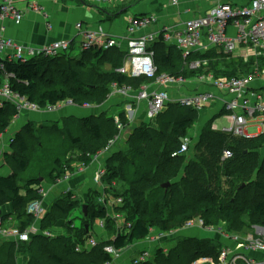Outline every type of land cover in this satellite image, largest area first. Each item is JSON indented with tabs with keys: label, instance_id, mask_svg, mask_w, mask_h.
<instances>
[{
	"label": "trees",
	"instance_id": "obj_1",
	"mask_svg": "<svg viewBox=\"0 0 264 264\" xmlns=\"http://www.w3.org/2000/svg\"><path fill=\"white\" fill-rule=\"evenodd\" d=\"M155 50L159 75L193 78L198 73L186 70L181 54L174 48L157 44ZM124 57V52L118 50L91 49L79 57L68 53L53 58L41 55L25 62L0 58V88L8 80L14 94L41 109L57 107L68 100L79 107L86 104L98 106L106 102L114 84L139 90L152 82L147 78H132L118 73ZM201 58L208 59L209 69L220 75L221 56L213 53ZM235 64L227 66L225 75L238 77L242 75L240 73H249L253 59ZM259 64L264 67V60H260ZM19 115L20 111L13 103L0 104V138ZM198 117L192 110L169 107L161 118H157L159 129L148 124L136 128L127 140L128 149L116 158L107 159L102 179L104 188L91 190L88 195L91 203L81 207L83 213L84 207L87 208L85 218L89 223L85 225L83 237L78 232L75 238L71 237L73 229L78 228L72 229L73 224L69 221L66 229L68 236L50 239L36 235L29 242L18 245L0 239V264H20V261L22 264H80L85 256L92 259L89 264H107L113 261V257L105 252V247L125 250L144 241L153 229L165 233L179 231L187 222L197 218L203 219L207 228L225 225L232 234L252 233V230H242L246 226L242 217L247 213L254 225L264 226V159L260 160L258 154V150L264 148V134L252 138L235 137L214 131L212 120L201 131L194 146L193 160L186 162L187 155L173 157ZM99 119L94 116L79 120L87 135L91 132L89 142H85L88 137L74 136L67 129L64 136L69 145H59V149L67 151L70 146L71 154L66 152L65 157L54 159L48 168H44L40 161L41 155L48 154L37 142L38 133L47 130L46 124L30 122L17 132L9 145L11 152L4 154L13 172L8 176L0 175V216L4 224L11 220L20 231L29 229L34 218L28 214V207L35 201L43 200L40 191L44 185H55L67 175H72L73 164L91 165L92 156L102 151L116 136L115 132L105 130ZM75 121L78 120H64V124ZM49 125L54 126L51 129L55 132L53 135L64 131L66 126L60 128L57 122ZM226 150L233 153L229 160H223ZM124 155L128 158L122 161L120 158ZM122 162V169L118 172L115 166ZM167 184L168 187L164 188ZM117 186L121 188L120 192ZM224 187L228 189L222 194ZM107 190L113 199L123 201L121 205L114 206V212L128 214L123 228L109 241H104V238L91 251L77 252L76 247L92 236L90 226L104 221L106 235L110 225H114L106 205L100 203ZM229 194L230 199H224ZM78 201L74 191L63 194L46 211L41 229H55L59 221L68 219L78 207ZM5 205H11L12 213L2 212ZM171 207L172 212L168 210ZM127 223L131 224L130 229H127ZM179 244L183 254L174 252L166 258L163 249L159 248L162 259L158 264H194L202 258L218 260L223 248L216 239L187 238L179 240ZM61 245H64L65 256L59 254ZM96 252H99L98 256H95ZM73 255L80 256L76 262H67ZM186 255L190 257L188 261L183 259Z\"/></svg>",
	"mask_w": 264,
	"mask_h": 264
},
{
	"label": "built area",
	"instance_id": "obj_2",
	"mask_svg": "<svg viewBox=\"0 0 264 264\" xmlns=\"http://www.w3.org/2000/svg\"><path fill=\"white\" fill-rule=\"evenodd\" d=\"M90 1L96 6H105L112 2V0ZM171 1L174 6L179 3L178 0ZM15 2V0H0L1 20L13 19L16 23H20L23 20V14L16 8ZM156 22L157 20L153 16L130 19L124 40L110 36L102 31L84 30L82 24H78L76 29L81 34V40L76 44L68 40H57L40 49H31L29 52L9 39L0 38V58L2 60L25 62L41 55L53 58L61 54H72L78 51L79 56L81 53L91 49L104 51L117 49L125 54L123 66L117 70L118 73L132 78H147L152 80V82L142 86L139 90L114 84L111 88L110 96L119 95L129 99H133L131 96H136L134 102L146 104V115L149 119H157L170 105L201 112L217 104L218 115H221V118L226 120L229 126L219 128L213 124L212 129L214 131L244 138H252L264 134V67H260L259 64L260 60H264V0H250L244 6L221 3L210 9L203 16L190 19L180 27H165L161 31L147 32L140 37L134 36L137 31L150 28ZM157 44H164L178 51L184 60L186 70L198 72L196 76L189 79L169 74L159 75L154 49ZM77 47L78 50H76ZM7 51L12 52L9 55L11 56L10 58H5ZM213 53L225 58H241L245 62L253 59L256 61L257 66L248 75L215 77V74H209V72L214 71L208 70V59L201 58ZM194 79H197L194 82L199 83L198 85H205L216 91L211 89H193L191 91L188 90L185 95L181 94L182 89ZM257 84L260 85L258 89H256ZM175 90H180V97L173 99L172 96H174ZM18 97L11 91L9 82L6 80L0 88V104L7 100L13 103L19 111L25 108L38 110L36 105L29 102L24 103L23 101L24 105L21 106L18 102ZM75 105L72 100H68L56 108H49V110L53 111L63 106ZM83 107L91 108V105L86 104ZM115 120L118 130L122 131L124 129L125 131L126 127H123L117 118ZM252 130H255L256 133L251 134ZM120 136L121 134L109 141L105 149L92 156L91 165L100 164L102 160L110 158L109 154L116 146ZM12 142L13 140L10 139L9 143L11 144ZM191 144L192 139L186 137L180 150L174 153L173 157L188 155ZM232 157L233 153L230 150H226L223 160H229ZM70 176L67 175L52 186L60 185L64 181L67 182L71 178ZM104 176L105 167L99 165L93 178L96 189H103L102 179ZM40 194L43 200L35 201L28 207V214L34 218L33 225L22 232L19 230L18 225L11 220L8 224H4L0 216V239L18 245L19 243L29 242L36 235L50 239L54 237L50 230H42L40 226L46 214L45 204L48 192L43 188ZM117 202L119 205L123 203L122 199H118ZM100 203L107 204L103 199L100 200ZM196 227L216 232V235L221 237L223 248L218 260L202 258L194 264H264V228L260 231L258 230L257 235L254 233L231 235L226 230L225 225H221L217 230H214L215 227H205V223L201 218L190 220L185 224L186 229ZM98 228L100 229L99 239L103 240L105 238V233L103 234L105 222L100 221ZM130 228L131 224L127 223V229ZM179 231L165 233L151 230L150 235L137 244H141L140 246L144 248L133 264L149 262L151 252L148 250V246H160L165 238L177 235ZM100 240L92 235L84 244L78 245L76 251H91L100 243ZM160 248L164 249L162 246ZM121 251L115 250L113 246L105 247V252L113 258Z\"/></svg>",
	"mask_w": 264,
	"mask_h": 264
},
{
	"label": "crops",
	"instance_id": "obj_3",
	"mask_svg": "<svg viewBox=\"0 0 264 264\" xmlns=\"http://www.w3.org/2000/svg\"><path fill=\"white\" fill-rule=\"evenodd\" d=\"M15 1H16L17 9L23 14V20L20 23H16L13 19H7V20L0 19V38L9 39L13 41L15 44L16 43L19 44L27 52H29L31 49H40L57 40L59 41L68 40L76 44L81 40V34L76 29V26L78 24H82L84 30L89 29L97 32L102 31L103 33H106L110 36L124 40V38L127 35L128 23L130 19L134 17L141 18L145 16H149V17L153 16L157 20L156 24H154L150 28L137 31L135 33L134 35L135 37H140L142 35H145L147 32H152V31L157 32L159 30L161 31L165 27H169V28L180 27L190 19L203 16L210 9L221 3H230V4H235L237 6H244L245 4H248L250 2V0H178L179 2L178 5L174 6L171 0H112V2L108 5L96 6L90 0H15ZM76 50H78V47L76 48ZM113 50H117V49H113ZM11 53H12L11 51H7L5 53L7 54L5 58L7 57L10 58L11 56L9 55H11ZM75 53L78 54L79 52L76 51ZM155 57H156V50H155ZM233 60H235V62L238 61L245 62L241 58L221 57V77H228L227 75H225V72L227 70L226 63ZM253 63L255 64L256 67L257 64L255 60H253ZM200 87L205 88L204 90H208V89L213 90V88H209L205 85L204 86H200L198 84L196 85L194 81H190L185 86V88L182 89L181 94L185 95V93L188 92V90L190 91L193 89L200 90ZM259 87L260 85L257 84L256 89H258ZM173 94H174V96H172L173 99L180 97V90H175ZM115 97H116L115 99H120L121 96H115ZM131 97L134 99L136 96H131ZM133 99L128 98L130 103L131 104L134 103L136 107L130 112L131 113L130 117L131 119L133 118V121L135 122L136 118H137L136 121L139 120V116L143 113L146 104L139 102L136 103L134 102L135 99L134 100ZM91 108L93 110L98 107L91 106ZM91 108H85L79 106H63L60 108L58 112L56 111L48 114L43 112L44 114H42L41 119H46L48 121L51 120L55 121V119H59V125L62 126L64 120H68V119L82 120L89 117L90 115H92L88 112L89 109ZM214 115H218V112L216 111ZM18 118H17L18 120L15 119L14 122H20L18 125V127L20 128L16 130L15 133L19 132L27 123L30 122L35 123L36 121L30 115H27L26 118L23 119L25 121L27 119L28 120L27 122L21 120L22 119L21 114L19 115ZM140 123L145 124V122L143 121H141ZM136 128L137 126H135V129ZM5 135L6 134L2 136ZM2 136L0 138V142L4 140ZM15 136L16 134L13 135L11 139H13ZM7 141L5 142L4 140L5 145ZM8 147L9 146L7 147L2 146L1 147L2 150H0V154L6 151L8 152L9 150ZM106 161L107 158L105 160H102L100 164H93L90 165L89 167H84V165L82 164L84 169L83 172H81V175L73 179L70 178L66 183H62L57 186L48 185L47 189L43 187L48 192L47 197H49L51 192H54L53 189L59 188V190L63 191L64 194L67 193L66 191L68 189H70L75 193L79 194L80 196L87 198L89 193L88 190L89 189L94 190L93 188L95 187L92 181L97 167L99 165L101 166L103 165L105 167ZM0 167L3 168V170H5L3 165L2 166L0 165ZM90 181L92 182L91 184L89 183ZM47 204L48 203L46 202L45 204L46 211L49 208ZM3 213L9 214L12 213V210ZM57 228L59 227L57 226L55 229ZM50 231L52 232V230ZM56 237H59V235H54L53 238ZM140 245H135V246L139 247ZM141 247L144 248L143 246ZM148 247H150V245ZM149 249L150 248H148V250ZM128 256L131 255L129 254Z\"/></svg>",
	"mask_w": 264,
	"mask_h": 264
},
{
	"label": "rangeland",
	"instance_id": "obj_4",
	"mask_svg": "<svg viewBox=\"0 0 264 264\" xmlns=\"http://www.w3.org/2000/svg\"><path fill=\"white\" fill-rule=\"evenodd\" d=\"M111 55H113V52H112ZM72 56L78 57V54L73 52ZM26 57L29 58V56H27V55H26ZM109 59L110 58L104 59V61H107ZM233 61H235V60H233ZM233 61L227 62L226 63L227 66L228 65L232 66V67L236 66L235 62H233ZM250 67H251V71H252L255 68V64L253 63V67L250 64ZM208 70H209V68H208ZM211 71H213V70H211ZM210 73L211 74H215V72H209V74ZM249 73H247V74H249ZM240 74H242L241 76L247 75L245 73H240ZM201 76H203V75H201ZM215 77H221V72H220V75H216L215 74ZM195 80H197V79H194L193 81H195ZM197 84H199V83L196 82V85ZM202 88L203 87H200V90H204L205 89V88H203V89ZM212 91H216V90L213 89ZM117 96H119V95H117ZM115 98H116L115 96H113V97L109 96L108 100H106V102L104 104L98 105L97 106L98 108H95L93 110L91 108L88 111L90 114H92L89 117H94V116L95 117H100V119L98 120V121L101 122L100 124L104 125V129L105 130L107 129V130H110L112 132H115L116 133L115 137H117V136H119V134H121L119 141L117 142V144L115 143L116 146L113 148V150L109 154L110 157H113V158L118 157L117 155L120 152H122L124 150L126 151L128 149L127 140L130 137L131 133L134 132L135 126H137V128H139L140 125H142L140 122L143 121V122H145V124H148V125H150L151 127L155 128V129H159V124H157V121H158L159 118H161L162 114H164L166 112V110H165L163 113H161V115L158 116L157 120L156 119L155 120H151L146 115V106H145V108L143 110V113L139 116V120L136 121L137 120V118H136L135 122H134L133 118L131 119V117H130L131 116V113H130L131 110L136 108L134 103L131 104L130 101L128 100V98H124V97H120V99H115ZM21 106H23V105H21ZM75 106H77V105H75ZM169 107H173L174 108L176 106L175 105H170ZM179 108L188 109V108H184V107H181V106H179ZM217 108H218V105L214 104L211 108L205 109L204 111H201V112L194 111L195 113L198 114L199 117H198L197 122L194 124V126H192V128L188 131V134H187V137L192 139V144H191L192 150L190 148V152L188 153V155L185 158L186 162H190L191 160L194 159V157H195L194 146L198 142V138H199V136L201 134L202 129L208 123H210L212 120H214L213 124H215L219 128H224V127H228L229 126L228 123L226 122V120L221 118V115H214L216 113V111H217ZM59 110H60V108H58L57 110H54V111H49V110L48 111H44V109H43V111L30 110L28 108H25V109H22L20 111V114L22 116V119H21L22 121H25L23 119H25L27 115H30V116H32V118H34L36 120L35 121L36 124H43V125L46 124V126H47V127H45L47 130H44V131L41 130V132L38 133L39 140H37V142H40L41 145H43L42 149L45 150L44 153L48 154V155H41V158H40V161H42V165H43L44 168H48L52 164L54 159H57L59 157H65L66 152H68V154H71L70 153L71 152V147L70 146H69V148H66L67 151L64 148H60L59 149V145H62V146H64L65 144L69 145V143L65 142L66 139H65V136H64L67 129H69L74 136H84L85 138L88 137L86 139L88 141H85V142H89L92 139L91 138V134H90L91 132L87 135V132L84 131L85 129L83 128V126L81 124L82 122L79 121V120L75 121V122H67V123H65L66 126L63 123L62 126L63 125L65 126L64 131H62V132L57 131L56 132L57 135H53V134H55V132H53L51 129L54 126L53 125H49V123L53 124V123L57 122L58 125H59V119H55V121H53V120L48 121L46 119H41V118H42V114H44L43 112L48 114V113H53V112H56V111L58 112ZM188 110H190V109H188ZM115 117H117L118 121L122 124L123 127H126L125 131H124V129L122 131L118 130ZM27 121L28 120L26 119L25 122H27ZM19 123L20 122H14L12 124V126L10 127V129L6 132V135L2 136V138H4V140H5V142L7 140L8 141H7L6 145L4 143V140H2L0 142V150H2V148H1L2 146H6V147L9 146V144H10L9 140L12 138L13 135L17 134V133H15V131L20 128V127H18ZM59 126L61 128V125H59ZM254 133H256V131L252 130L251 134H254ZM50 142H53V143H50ZM35 144H38V143H35ZM35 148L37 149V145H35ZM9 152H11V151H9ZM4 154H5V152L0 154V165L1 166L3 165L5 170H3V168L0 167V175L4 174V176H8V175H10L13 172V170H12L10 164L7 163V161H5ZM258 154L260 156V160H263L264 159V148L263 149H259L258 150ZM127 158L128 157L126 156V158H125V155H124L120 159L123 161L124 159H127ZM77 162H79V161H77ZM123 163L124 162L117 163V165L115 166L116 170L118 172L121 171ZM73 166H74L73 170H72L73 174L70 176L72 179L77 177V176H79V175H81V172H83V169H84V167H83V165L81 163L73 164ZM80 169H82V170H80ZM92 182L90 181L89 183L91 184ZM63 183H66V181H64ZM47 187H48V185L45 184L44 188L47 189ZM117 187H119V186H117ZM93 189L98 190L95 187ZM227 189H228V187H224V190H223L222 194ZM53 190H54V192H51L49 197L46 198V201L48 203L47 204L48 207H50L53 204V202H55L56 200H59V198L64 194L63 191L59 190V188H56V189H53ZM68 190H70V189H68ZM68 190L66 192H69ZM88 191L90 192L91 189H89ZM108 191L109 190H107V192H104V195H102L101 198L107 202L106 207H107V210L110 213L111 218H113V220H114L113 221L114 225H110V227L108 228V231H106V235H105V239L106 240H104V241H109L111 238H113L116 235V233H118V231L120 232V229L122 230L123 224L125 222L124 218L128 215L127 213L123 214V213L114 212V209H115L114 206L119 205V203L117 202V200L113 199V197L111 196V193H108ZM120 191H121V188L119 189V192ZM76 194L77 193H75V197H76V199L79 200L78 201V207L75 208V210L73 212H71V214L68 217V219H66L67 221L66 220L59 221V225H58L59 228L52 230L54 235H59V236H61V235L64 236L65 235V236H68V232H67L66 229H67V226H68L67 222H69V221H71V223L73 224L72 225V229L73 228H78V229H73L74 233L71 236L72 238H75V236L77 235V232H78V234H81L82 237L85 234V225H89V223H88L87 219L85 218L86 215L83 213V210L81 209V207H82V205H86L88 203H91V201H89L88 197H87L88 198L87 199V198H84L83 196H80L79 194H77V195ZM88 195H89V193H88ZM230 196L231 195L229 194V196H225L224 199H230ZM95 200H97V199H95ZM93 202H94V198L92 200V204H94ZM172 209H173V207H171L168 210H170L172 212L173 211ZM1 210H2V212H8V211L12 210V207H11V205H5V206L2 207ZM91 211H92V209H91ZM242 221L247 226V227L245 226V228L243 227L242 230H244V229L252 230V233H254L255 235H257V231L258 230L260 231V230H262L264 228V226H262V225H254V222L248 216V213L245 216L242 217ZM98 225H99V223L96 224V225L94 224V225L90 226V228H89L90 230L89 229L88 230H89L90 234L92 233L93 236L97 237L98 240H100L99 239L100 238V229L98 228ZM248 225H251V227H249ZM217 229H218V227L214 228V230H217ZM153 230L155 232L158 231V230H155V229H153ZM178 233L179 234H177V235L175 234L173 236L165 238L163 240V243H161L160 246H162L164 248L163 249V253H165L164 254L165 258H166V256L168 257L170 254H173L174 252H180L181 254H183V252L180 250L181 248L178 247L180 245L179 244V240H183V239H187V238H196L197 237L196 239H198V238L199 239H206L207 241L209 239H211V240L212 239H217L221 243V237L217 236L216 232L206 231L205 229L199 228V227L186 229L185 226H184V228L182 230H180ZM237 234H239V233H235V234L231 233V235H237ZM193 235L196 236V237H194ZM101 241L102 240H100V242ZM180 242L184 243L185 241H180ZM63 246L64 245H61L59 247V254L62 255V256H65L66 254L64 253ZM160 246L150 245L149 251L151 252V257L149 258V263L158 264L159 259L160 260L162 259V255L158 251V248H160ZM142 250H143V248L141 246H139V247L132 246L131 248H128L125 251L124 250L121 251L117 256H115V258H113L112 262L107 263V264H133L134 260L139 256V254L141 253ZM99 252H96L95 256H98ZM129 254L131 256H128ZM78 256H80V255H73L69 259L70 261L69 260H66V261L67 262H72V261L76 262L77 258H79ZM127 256H128V258H127ZM186 256L183 259L185 261H188V259H190V257L189 256L186 257ZM157 258H158V260H157ZM84 260H86V261L84 262ZM90 260H92V259H90L87 256H85V257H83L81 259L80 264H89ZM20 263H22V262L20 261Z\"/></svg>",
	"mask_w": 264,
	"mask_h": 264
},
{
	"label": "bare ground",
	"instance_id": "obj_5",
	"mask_svg": "<svg viewBox=\"0 0 264 264\" xmlns=\"http://www.w3.org/2000/svg\"><path fill=\"white\" fill-rule=\"evenodd\" d=\"M15 6H16V2H15ZM17 8V7H16ZM19 99H18V102H19V104L20 105H24V103H27L28 101L26 100V99H24V98H21V97H18ZM23 101H24V103H23ZM8 101L7 100H5L3 103H7ZM37 106V105H36ZM38 107V106H37ZM49 108H56V107H48V108H46V109H44V111H48L49 110ZM29 109V108H28ZM30 110H33V109H30ZM38 110H40V111H43V109H41V108H39L38 107ZM54 110H57V109H54ZM53 110V111H54ZM50 111V110H49ZM11 140H13V139H11Z\"/></svg>",
	"mask_w": 264,
	"mask_h": 264
},
{
	"label": "water",
	"instance_id": "obj_6",
	"mask_svg": "<svg viewBox=\"0 0 264 264\" xmlns=\"http://www.w3.org/2000/svg\"><path fill=\"white\" fill-rule=\"evenodd\" d=\"M168 185H169V184H167V185H165V186H163V187H164V188H167ZM84 214L87 215V208H86V207H84Z\"/></svg>",
	"mask_w": 264,
	"mask_h": 264
}]
</instances>
